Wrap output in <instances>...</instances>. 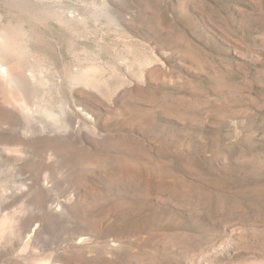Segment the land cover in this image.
I'll return each instance as SVG.
<instances>
[{"label":"rangeland","instance_id":"1","mask_svg":"<svg viewBox=\"0 0 264 264\" xmlns=\"http://www.w3.org/2000/svg\"><path fill=\"white\" fill-rule=\"evenodd\" d=\"M18 1L0 27L29 32L61 122L62 64L84 49L100 79L82 134L0 144V264H264V0H23L68 25Z\"/></svg>","mask_w":264,"mask_h":264},{"label":"bare ground","instance_id":"2","mask_svg":"<svg viewBox=\"0 0 264 264\" xmlns=\"http://www.w3.org/2000/svg\"><path fill=\"white\" fill-rule=\"evenodd\" d=\"M14 6L24 11V13L36 18L35 20H39L41 23L55 20L59 25H68L77 20L74 14L72 15L68 10H62L60 8L59 10L51 9L52 11L49 10L47 6L35 8V5L32 6L23 0L15 2ZM1 17L0 15V20ZM28 35L29 32L25 30L22 23L19 22L8 20L0 27V87H7L9 90L7 102L4 103L3 106L0 105L1 145L16 142L17 146L20 144L27 147L30 145L28 142L31 143L36 139L39 140L38 137L43 138L44 135L47 134L53 135V138L67 137L70 133L82 134L83 127L80 128V122L88 116L85 117L87 112L85 108L81 106L80 94L84 93V89H88V95L91 96L99 85L98 79L100 78L98 77L97 67L93 64L86 67L87 65L83 66V64L80 63V55H82L81 53L84 49L80 52H71L75 64L71 66L64 62L60 68L58 78L60 86L67 87L69 92V99L68 102H66L65 109L63 108L60 110V115L63 113L66 117L61 122L59 115L56 114L58 111L55 110V112L54 109L49 106L51 100L49 99V103L48 98L45 96L47 93H44V95L40 97L37 94L38 86L40 85L41 87L42 83L46 84L43 82L44 78L42 79V77L47 72L48 66L46 67L42 63L43 58L40 55L41 53H39V56L35 51H28L27 48L23 46V38ZM58 53V56L64 55L62 50H59ZM46 80L44 79V81ZM44 84H42V86ZM86 127V132L90 130L89 134L95 135L96 132L94 129L89 126L90 129L87 127L88 130H86ZM30 147L34 146H29L27 148L29 149ZM0 156L4 157L3 154H0ZM3 159V164L10 165V168H12L16 161V158H10L9 156ZM35 169L36 166L31 165V170L33 172H35ZM43 181L44 184H47L50 180L48 177H45ZM4 187L6 188V186ZM11 187L10 189H17L20 191L28 190L31 186L28 183L20 182L17 186L13 185Z\"/></svg>","mask_w":264,"mask_h":264}]
</instances>
